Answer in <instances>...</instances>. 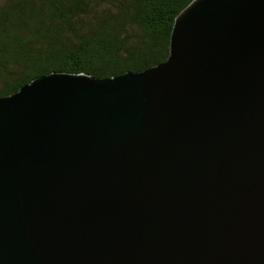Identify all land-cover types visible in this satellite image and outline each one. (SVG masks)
Returning a JSON list of instances; mask_svg holds the SVG:
<instances>
[{
  "label": "water",
  "instance_id": "95a60500",
  "mask_svg": "<svg viewBox=\"0 0 264 264\" xmlns=\"http://www.w3.org/2000/svg\"><path fill=\"white\" fill-rule=\"evenodd\" d=\"M0 264H264V0H190L163 61L0 95Z\"/></svg>",
  "mask_w": 264,
  "mask_h": 264
},
{
  "label": "trees",
  "instance_id": "16d2710c",
  "mask_svg": "<svg viewBox=\"0 0 264 264\" xmlns=\"http://www.w3.org/2000/svg\"><path fill=\"white\" fill-rule=\"evenodd\" d=\"M190 0H0V95L51 71L111 77L168 53Z\"/></svg>",
  "mask_w": 264,
  "mask_h": 264
}]
</instances>
